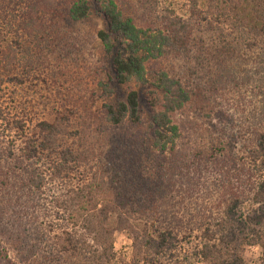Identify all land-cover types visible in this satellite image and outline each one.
<instances>
[{
  "label": "trees",
  "instance_id": "1",
  "mask_svg": "<svg viewBox=\"0 0 264 264\" xmlns=\"http://www.w3.org/2000/svg\"><path fill=\"white\" fill-rule=\"evenodd\" d=\"M143 4L164 26L139 24L122 0H0V100L21 58L31 68L56 55L66 26L97 12L106 74L98 112L115 128H141L149 157L99 164L75 181L61 176L78 163L70 120L40 121L28 136L18 117L19 154L0 152L9 195L0 264H245L255 245L264 264V0H186L185 16ZM181 54L183 66L170 64ZM130 82L152 87L147 120L142 93L122 88ZM195 105L209 145L186 152L178 144ZM215 173L211 192L204 182ZM117 231L132 241L130 262L115 252Z\"/></svg>",
  "mask_w": 264,
  "mask_h": 264
},
{
  "label": "rangeland",
  "instance_id": "2",
  "mask_svg": "<svg viewBox=\"0 0 264 264\" xmlns=\"http://www.w3.org/2000/svg\"><path fill=\"white\" fill-rule=\"evenodd\" d=\"M143 1L122 0V7L127 14L134 16L139 24L164 26L162 14L159 13L158 19L149 15L147 4H143ZM159 5L158 10L186 15V0H159ZM104 27L103 18L99 13L92 11L87 18L66 26L62 41L55 45L56 55L42 57L31 68L20 64L24 58L14 66L11 77L1 86L3 97L0 106L5 110L6 120L0 122V152L10 147L19 154L25 138H19L18 129L14 128V122L18 117L25 118L28 136L33 135V132L39 134L36 124L40 121L52 122L66 117L70 120L73 131V138L68 139V142L72 143L71 149L75 150L76 155L73 159L78 163L74 170L66 172L68 175L62 172V177L67 176L76 181L80 177L82 179L89 177V170L97 171L96 167L99 164L106 167L107 164H114V167L117 164L138 166L144 162V159L149 158L148 154L143 153L146 149L143 147L142 152L138 147L144 140L141 128L128 125L115 128L104 122L105 119L98 112L101 105L99 81L102 77L105 78L106 74L97 33ZM12 47L19 51L15 44ZM58 51L60 57L57 55ZM21 53L22 48L18 52L19 57ZM169 62L174 66L179 64L183 66L186 63L182 54L170 56ZM156 66L155 63L150 66L148 75L150 80L153 76L151 71ZM122 88L124 91L134 89L142 93L143 113L147 120L152 87L130 82ZM206 118L202 116L197 105L190 109L188 123L178 144L181 149L185 146L186 152H192L196 149L202 150L209 145L201 136L204 127L209 124ZM7 120L9 124H6ZM204 183L211 192L215 190L214 184L219 183L217 173L207 176ZM57 184L60 185L59 182ZM53 187L55 184L52 185ZM8 196L0 191V210L9 201ZM3 245L6 246L4 243ZM114 249L117 256L124 261H131L132 241L125 231H117L114 234ZM261 251V247L257 245L247 247L244 252V263L262 264Z\"/></svg>",
  "mask_w": 264,
  "mask_h": 264
}]
</instances>
